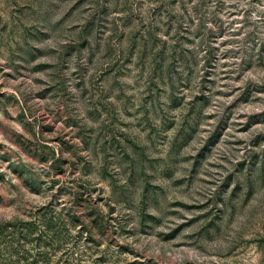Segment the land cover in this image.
<instances>
[{"label":"rangeland","instance_id":"obj_1","mask_svg":"<svg viewBox=\"0 0 264 264\" xmlns=\"http://www.w3.org/2000/svg\"><path fill=\"white\" fill-rule=\"evenodd\" d=\"M0 264H264V0H0Z\"/></svg>","mask_w":264,"mask_h":264}]
</instances>
